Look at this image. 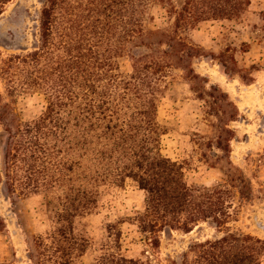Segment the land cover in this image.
<instances>
[{
    "label": "trees",
    "instance_id": "obj_1",
    "mask_svg": "<svg viewBox=\"0 0 264 264\" xmlns=\"http://www.w3.org/2000/svg\"><path fill=\"white\" fill-rule=\"evenodd\" d=\"M10 2L0 0V16ZM153 6L163 11L162 28L151 27ZM248 6L249 0L42 1L33 47L0 53L6 95L28 89L45 102L37 119L12 127L4 122L14 113L0 93L6 133L0 185L9 199L44 195L51 207V227L26 241L29 264H74L82 257L89 241L76 220L97 208L101 187L126 179L143 192L133 222L152 250L165 230L190 233L211 223L221 236L153 262L120 253L117 222L106 226L93 264H262L264 240L228 230L238 205L256 198L247 179L233 174L228 185L188 188L181 166L160 152L157 122L161 84L171 69L181 70L213 129L211 147L229 152V123L238 111L225 92L195 73L192 60L202 49L183 33L203 21L239 19ZM122 57L131 66L125 75L118 72ZM258 193L264 196V187Z\"/></svg>",
    "mask_w": 264,
    "mask_h": 264
},
{
    "label": "rangeland",
    "instance_id": "obj_2",
    "mask_svg": "<svg viewBox=\"0 0 264 264\" xmlns=\"http://www.w3.org/2000/svg\"><path fill=\"white\" fill-rule=\"evenodd\" d=\"M42 1L11 0L0 16V53H20L33 47ZM149 12L153 16L151 27L166 25L158 6ZM183 34L202 49L203 56L192 60L195 73L228 95L238 118L229 123L234 134L229 152L212 148L209 140L213 129L202 117L201 102L190 91L183 72L171 69L161 84L157 103L160 152L181 166L183 180L190 189L228 185L231 175H244L256 198L238 205L237 217L228 230L264 240V196L258 193L264 187V0H249L239 19L203 21ZM117 64L119 73H130L127 57L119 58ZM0 93L14 113L4 122L8 126L29 123L44 111L45 102L39 93L19 89L6 95L1 85ZM3 128L0 123V157L6 142ZM142 208L143 192L132 181L101 187L97 208L75 222L89 244L74 264H93L102 253L106 226L117 222L121 229L120 253L153 262L177 257L194 241L221 236L211 223H200L190 233L165 230L160 234L159 249L152 250L133 222ZM0 218L4 223L0 264H29L26 241L51 227V207L46 197L9 199L0 185Z\"/></svg>",
    "mask_w": 264,
    "mask_h": 264
}]
</instances>
